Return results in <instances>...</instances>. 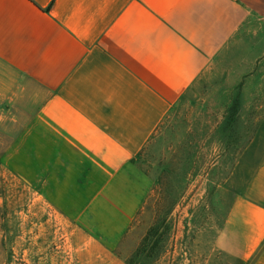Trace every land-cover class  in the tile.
Instances as JSON below:
<instances>
[{
	"label": "crops",
	"instance_id": "crops-1",
	"mask_svg": "<svg viewBox=\"0 0 264 264\" xmlns=\"http://www.w3.org/2000/svg\"><path fill=\"white\" fill-rule=\"evenodd\" d=\"M262 58L264 0H0V78L46 93L0 163L112 249L152 193L140 160L171 115L227 62L246 76ZM228 187L215 249L264 264V123Z\"/></svg>",
	"mask_w": 264,
	"mask_h": 264
},
{
	"label": "rangeland",
	"instance_id": "rangeland-1",
	"mask_svg": "<svg viewBox=\"0 0 264 264\" xmlns=\"http://www.w3.org/2000/svg\"><path fill=\"white\" fill-rule=\"evenodd\" d=\"M231 60L186 98L141 157L154 188L122 241L108 248L0 163V264H239L215 241L235 196L228 180L264 123V58L256 74ZM8 76V75H7ZM0 78V159L46 93Z\"/></svg>",
	"mask_w": 264,
	"mask_h": 264
},
{
	"label": "trees",
	"instance_id": "trees-1",
	"mask_svg": "<svg viewBox=\"0 0 264 264\" xmlns=\"http://www.w3.org/2000/svg\"><path fill=\"white\" fill-rule=\"evenodd\" d=\"M22 182V181H21ZM23 183V182H22ZM24 184V183H23ZM25 185V184H24Z\"/></svg>",
	"mask_w": 264,
	"mask_h": 264
}]
</instances>
